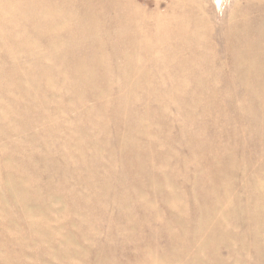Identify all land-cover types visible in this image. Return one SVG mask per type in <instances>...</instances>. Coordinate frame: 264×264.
<instances>
[{
	"label": "rangeland",
	"instance_id": "1",
	"mask_svg": "<svg viewBox=\"0 0 264 264\" xmlns=\"http://www.w3.org/2000/svg\"><path fill=\"white\" fill-rule=\"evenodd\" d=\"M0 264H264V0H0Z\"/></svg>",
	"mask_w": 264,
	"mask_h": 264
}]
</instances>
